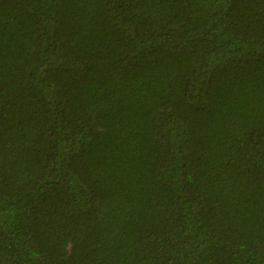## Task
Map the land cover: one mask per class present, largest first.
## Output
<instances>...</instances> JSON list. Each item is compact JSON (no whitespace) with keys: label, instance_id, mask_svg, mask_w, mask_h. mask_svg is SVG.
<instances>
[{"label":"trees","instance_id":"1","mask_svg":"<svg viewBox=\"0 0 264 264\" xmlns=\"http://www.w3.org/2000/svg\"><path fill=\"white\" fill-rule=\"evenodd\" d=\"M0 264H264V0H0Z\"/></svg>","mask_w":264,"mask_h":264}]
</instances>
